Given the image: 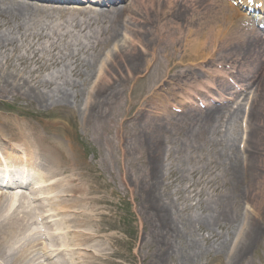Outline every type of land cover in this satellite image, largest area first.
<instances>
[{
	"label": "bare ground",
	"instance_id": "obj_1",
	"mask_svg": "<svg viewBox=\"0 0 264 264\" xmlns=\"http://www.w3.org/2000/svg\"><path fill=\"white\" fill-rule=\"evenodd\" d=\"M57 1L60 4L53 0H0V94L10 93L41 105L61 102L64 107L73 97L80 94L84 99L87 97L83 110L85 127L113 131L108 141L119 151L125 184L142 196L138 213L150 224L148 238L155 245L153 257L158 261L174 258L176 263L181 262L179 264L194 262L202 252L195 230L218 227L226 231V239L220 247L221 250L225 248L226 264H254L249 261L248 253L264 241V208L252 205L249 211L243 212V203L254 197L258 200L262 196L264 200V174L257 171L261 156L237 158L232 150L234 140L230 139L225 145L221 120L229 104L224 108L211 107L210 98L206 99L205 95L200 102L208 105L207 109L195 105L197 109L176 113L170 109L160 112L156 106L160 101L165 102L162 97L174 105L172 94L176 96L183 86L192 87L200 82L202 75L197 68L191 67L199 63L193 61L204 57L201 64H208L209 54L217 60L215 52L222 42H225V59L233 60L240 70L238 87L212 100L225 104L238 97L237 92L247 91L259 69V66L253 68L251 62L257 61L255 56L264 61V29H256L253 25L257 19L259 23L264 22V0H255L262 2L260 8L249 3L240 5L241 11L237 9L240 17L236 9H222L221 6L229 5L227 0H204L210 3L211 9L199 11L195 16L197 27L177 26L176 33L166 27L165 34L156 35L158 40H152L156 31L143 25L145 21L141 19L140 10L149 11L154 5L160 7L161 3H156L159 0L154 3L150 0L154 4L150 8L144 0H139V8L134 1L120 6L118 3L123 0H100L108 6L101 11L72 6L74 0ZM165 1L168 6L186 7L187 3L195 5L198 0ZM54 19L61 21L60 28L50 26L49 21ZM48 28L52 29V34L46 30ZM232 33H237L235 46L229 41ZM123 34L128 36V41L120 44L119 37ZM19 36L37 39L39 43L28 60L17 54L5 62L4 54L8 49L18 50ZM164 37L170 40L161 41ZM70 39L75 40L71 42ZM175 59L185 68L175 65ZM200 69L206 71L204 66ZM139 73L148 84L142 87L141 83L139 92L129 97L128 109L118 116L116 109L121 105L122 92H126L123 80L133 79V75ZM224 88L234 89L226 83ZM188 102L195 103L189 99L181 104L184 106ZM252 111L253 108V116ZM60 126L45 125L54 136L59 129L68 131ZM6 130L9 140L22 141L19 144L23 150L19 151L17 142L9 144ZM62 142L40 134L35 124L8 128L7 124L0 123L2 181L9 172L7 179L12 186L7 190L22 191L7 195L5 187L0 186V264H99L103 258V247L110 239L101 237L96 219L89 215L58 217L63 216L61 211L67 214L71 206L82 205L84 198L72 195L67 199L60 195V201L53 204L44 191L60 184V181L52 182V178L66 170L65 164L57 158L58 155L62 158L61 152H64ZM214 144L221 148L214 162L221 165L227 185L224 194H218L204 209L203 216L193 220L191 215L182 213L166 182L171 173V156L193 157L189 154L210 151ZM134 160H140L138 173L130 165ZM19 171L21 176L16 174ZM31 175L38 178L37 182L24 185V179L26 181ZM70 192L75 193V189ZM38 193L45 196H37ZM33 200H37L40 207L33 205L30 210ZM43 200L48 202L44 207ZM40 217L44 221V231L41 221H37ZM83 227L91 230L84 231ZM51 228L55 229L54 233L49 232L55 248L42 242L44 233ZM216 235L221 238V234ZM203 238L211 240L212 236ZM85 247L91 248L83 250ZM79 256L82 263L77 260Z\"/></svg>",
	"mask_w": 264,
	"mask_h": 264
},
{
	"label": "rangeland",
	"instance_id": "obj_2",
	"mask_svg": "<svg viewBox=\"0 0 264 264\" xmlns=\"http://www.w3.org/2000/svg\"><path fill=\"white\" fill-rule=\"evenodd\" d=\"M128 1H134L139 8V0H123L119 2L118 5H125ZM144 1L147 2L149 8L151 5H154V0L152 1L153 3L150 2V0ZM208 1L198 0L195 5L189 6L187 3L186 7H181L176 4L168 6L167 1L159 0L156 3H161L160 7L154 5L149 11L142 10L143 12H141L140 10L141 16L143 17L141 19L145 21L143 25H147L150 29L156 31L151 37L152 40H158V36L165 34L164 30L166 27H169L168 29L175 33L178 31L177 26H183L184 28L189 26L197 27L198 21L195 16L199 11H209L211 9ZM77 6L87 7L88 5L83 1ZM221 7L222 9H226L223 6ZM103 8L106 7H100V9ZM236 12L238 16V11ZM222 21H225V19ZM60 22L59 19H54L52 21L50 20L49 24L53 28H60ZM50 26L49 28H51ZM49 28L46 30L51 33L52 29ZM157 29H159V32ZM157 34L158 36L156 37ZM230 37L229 41L235 46L234 44L238 43L236 34L232 33ZM74 40L75 39H70L71 42ZM163 40L170 39L164 37L161 41ZM126 41H128V36L123 34L119 37L118 42L120 44ZM37 43H39L37 39L19 36V41L17 43L18 50H13V48L8 49L4 54L6 56L5 62L8 58H12L17 54H21L22 57L28 60L32 56V50L37 46ZM217 47L218 50L215 52L217 60H214L213 56L209 54V58H206L209 61L208 64H201V62L205 60L203 59L204 57H201L193 61L199 63L198 66L191 65L192 68H197L198 73L202 75V80L195 83L192 87L183 86V88L180 89V93L176 96L172 94L171 97L175 99V101H173L174 105L169 104L166 99L162 97V100L165 102L163 103L160 101L156 106L160 112L168 109L174 112L180 109L185 111L189 110L192 107L188 108L186 105L181 107V102L195 95L197 92L202 93L203 88H210L207 81H213L214 76H212V78L206 77V72H202L200 67L204 66L205 70L216 72L221 70L222 65H226L225 42L219 43ZM210 49L206 51L208 52ZM56 51H58L57 48ZM227 51L230 52L229 49H227ZM44 54H46V52ZM255 58L257 61H255V63L251 62V66L253 68L259 66V69L256 74L257 76L252 79L253 90L241 94L239 101L237 100L231 104L229 109H225L221 122L222 131L225 132V145L230 139L234 140L232 150L237 158H246L254 155V157L257 158L256 156H261L257 171L264 174V171H262L264 169V166H262L264 162V62L261 61L260 56H255ZM14 59L15 62L19 64L17 58L14 57ZM230 63H233V61L231 60ZM174 64L180 66V69L185 68V65L179 64V59H175ZM260 65L262 69H260ZM19 69L22 70L23 67L19 66ZM71 77L73 78V76ZM133 77V79L123 80L126 92H122L121 94V105L116 109L118 116L123 114L130 106L129 97L135 96L142 87L148 84L141 73L133 75ZM219 80L221 82L226 80L222 70ZM190 81L193 83V79ZM142 82V87H140ZM80 95L81 96L77 98L73 97L69 100L68 106L64 107L61 102L41 105L31 99L18 97L10 93L0 94V123L3 122V124H7L8 128L9 126L35 124L40 134L48 137L52 136L56 141L63 140L62 149L64 152H61L62 158H60L59 155L57 158L61 159L62 164H65L66 170L52 178V182L57 181L58 183L60 181V184L55 187H49L44 191L53 204L60 201V195H65L67 199L72 197V195L84 198L82 200V205L78 207L71 206L67 214L65 211H61L63 216L58 217H82L89 215L97 220L98 226L101 229V237H104V239L109 237L110 239V241L108 240L106 242V246L103 247V258L98 261L99 264L181 263H176L174 258H166L164 261H158L157 258L153 257L155 245L148 238L150 224L143 220L138 213V211L141 210L142 196L139 193L133 192L124 182L119 151L117 152L115 146H112L108 141L113 131L106 128L97 131L94 127H85L83 110L87 97L84 99V96H82V94ZM246 96H248V98L245 100L244 97ZM77 99L80 100L79 104L77 103ZM239 105L245 106L238 107ZM252 108L253 116L251 114ZM237 109L240 110L238 111ZM253 117L255 120H253ZM49 123L60 124L62 125L60 128H67L68 131L62 132L61 129H59V131H56V136H54L45 127V125ZM6 133L5 136L7 140L10 141L9 144L16 142L18 144L22 143V141H18V139L9 140V131ZM17 146L19 151L23 150L20 144ZM232 146H230V148ZM212 149L213 151H211ZM211 150L204 151L203 153L193 152L189 154L193 157L178 154L171 156L173 159L170 165L171 173L166 177V182L170 184L169 188L182 213L191 215L193 220H198L203 216L204 209L215 201L214 198L218 196V194H224V188L227 185L222 175L223 171L221 170V165L219 162H214V156L215 154L218 156L221 152V148L219 145L214 144ZM232 150H230V152ZM55 152L57 153L56 150ZM217 160L220 161L219 158H217ZM227 164L228 162L225 165ZM130 165L137 173L141 170L140 160L131 161ZM72 188L75 189V193L70 192ZM21 192L22 191L14 192L8 190V192L5 193L8 195ZM41 195L42 197L45 196L42 193L37 194V196ZM53 195H55V197H52ZM255 196L259 198L257 195ZM19 201L23 202L22 199ZM43 201L42 206L44 207L48 202L46 200ZM18 204L20 203L17 202V205ZM243 204V212L249 211L252 205L257 207L259 205L261 209L264 208L262 196L258 200L255 199V197L251 198L250 201L244 202ZM33 205L34 207H40L39 202L33 200V204L28 209L33 210ZM19 209L22 210L23 208L19 207ZM35 210H37V208L34 209L33 212H35ZM78 212L80 213L76 214ZM41 217L36 220L39 222L41 221L42 224H40V226L44 231L45 225ZM82 229L84 231L91 230V228L88 227H83ZM51 231L54 233L55 229L51 228L48 230V233H44L45 235L42 238V242L51 248H55L54 241L52 242L49 237V232ZM65 232H67V229L64 233ZM216 234H221V238L218 239ZM225 234V228L214 227L208 230L204 227H198L195 230V236L200 239L202 252L197 254L194 262L189 264H226L227 255L225 248L222 250L220 249L221 243L226 239ZM210 235L212 236L211 240L203 238V236ZM213 247L214 249H212ZM90 248L91 247H85L83 250H89ZM73 251L74 250H71V252ZM76 251H78V249H76ZM248 255L249 261L254 264H263L264 241L252 249ZM77 260L78 262H83L80 256Z\"/></svg>",
	"mask_w": 264,
	"mask_h": 264
}]
</instances>
